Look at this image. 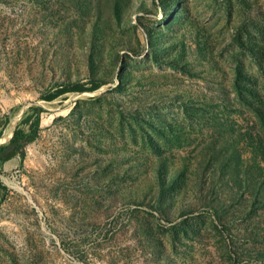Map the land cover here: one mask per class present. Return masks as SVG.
Segmentation results:
<instances>
[{"label": "rangeland", "instance_id": "374dc122", "mask_svg": "<svg viewBox=\"0 0 264 264\" xmlns=\"http://www.w3.org/2000/svg\"><path fill=\"white\" fill-rule=\"evenodd\" d=\"M36 115L0 264H264V0H0V146Z\"/></svg>", "mask_w": 264, "mask_h": 264}, {"label": "trees", "instance_id": "16d2710c", "mask_svg": "<svg viewBox=\"0 0 264 264\" xmlns=\"http://www.w3.org/2000/svg\"><path fill=\"white\" fill-rule=\"evenodd\" d=\"M92 88L90 90H95L99 87L97 82L92 83ZM86 89L84 87L78 85H68L63 87L61 93L64 92H83ZM60 93V94H61ZM57 96V95H56ZM56 96L48 97V101L53 100ZM40 109H36L35 112L38 113ZM39 130V117L35 116V119L32 123H30L27 131L23 129L16 128L13 132V135L9 142L6 145L0 146V164H4L15 157H20V159L24 156V148L31 142H33L37 138V132ZM1 136V135H0ZM0 190L5 191L6 188L0 182Z\"/></svg>", "mask_w": 264, "mask_h": 264}]
</instances>
